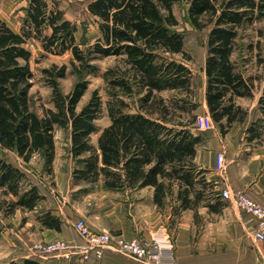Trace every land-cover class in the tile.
<instances>
[{
  "label": "trees",
  "instance_id": "1",
  "mask_svg": "<svg viewBox=\"0 0 264 264\" xmlns=\"http://www.w3.org/2000/svg\"><path fill=\"white\" fill-rule=\"evenodd\" d=\"M176 0H90L86 10L97 19L96 42L81 50L76 31L55 2L29 0L20 31L0 18V148L28 162L36 153L43 169L52 174L55 159V126L69 129L74 184H102L108 191H129L152 187L153 201L163 206L167 200L175 213L197 208L205 195L203 170L193 159L202 141L191 127L198 108L192 93L189 67L174 58L189 60L183 50V36L172 12ZM194 28L208 27L204 59L205 104L221 134L247 111L236 99L252 96V82L232 60L240 31L256 21H264V0H184ZM264 37V33L258 31ZM40 41L50 54L67 50L73 56L71 68L78 76L68 93L59 88L65 65L43 68L51 87L52 108L39 116L32 108L30 90L33 73L26 40ZM115 56L121 65L104 74L108 125L98 129L101 96L93 90L78 108L87 90L85 77L94 73L92 61ZM258 105L264 114V82ZM172 91L169 99L158 95ZM135 105L130 108L131 103ZM261 119L245 128L246 141L260 136ZM98 133L96 144L90 136ZM211 184V182H209ZM209 185V184H207ZM211 190V189H210ZM44 197L25 173L0 156V211L13 213L36 209ZM44 228L59 231L62 220L50 209L37 216ZM7 264H76L60 259L42 263L34 257L10 260Z\"/></svg>",
  "mask_w": 264,
  "mask_h": 264
},
{
  "label": "rangeland",
  "instance_id": "2",
  "mask_svg": "<svg viewBox=\"0 0 264 264\" xmlns=\"http://www.w3.org/2000/svg\"><path fill=\"white\" fill-rule=\"evenodd\" d=\"M28 1L0 0V18H3L8 25L19 32L26 14L25 7ZM47 1L50 4L51 2H55L59 9L64 12V18L75 25L76 31L74 37L81 50L85 51L96 42V38L99 35L97 19L86 10L87 3L90 0ZM172 12L177 22V25L173 29L183 36V50L189 55V60L181 58L180 55H175L174 58L180 61L183 60L191 71V88L192 93H194V102L198 107L194 112L197 119L196 125L206 126V120H209V116L205 111V106H203L206 85L203 61L206 56L205 47L208 27L203 29L194 28L191 21H189L188 7L184 0H176L172 5ZM258 31L264 33V21H256L240 31L239 34L241 35L237 41V49L232 55V60L237 63L239 71L252 82V96L236 99V104L242 106L247 111V114L244 122H241V125L236 124L234 128H238V133H241L248 123L250 124L256 119H261L260 124L263 128L260 136L251 141L249 146H264V114L257 103L259 96L262 94L264 82V37ZM26 41L25 47L30 51L31 58L29 64L33 73V86L30 90L32 108L34 112L41 116L44 113V108H52L51 87L44 80L43 68H51L54 65H65L67 68L66 74L57 81L63 93L69 92L78 76L71 68L73 56L69 50L62 54H50L42 49L40 41L34 38H29ZM92 64L96 67V71L85 77L89 83L87 90L83 94V98L78 104V108L89 99L90 93L93 90L98 91L102 104L101 112L95 124L100 129L108 125L109 122L106 110V81L103 74L108 68L121 65V59L115 56L101 57L92 61ZM173 94L175 93L172 91L158 93L159 96L165 99H169ZM134 107L135 105L132 102L130 108L134 109ZM214 124V127H218L215 122ZM195 127H197L195 124L191 127L193 132H195ZM243 132L244 138L242 141L246 144L248 143L246 141L247 134H245L244 129ZM97 135L98 133H93L90 136L93 144H96ZM53 136L55 140V159L52 164L53 172L51 175L47 174L43 169V158L40 153L34 154L28 162H24L15 153L0 148V156L22 170L26 175L28 183L35 184L40 194H46L44 201L40 202L34 210L22 211L16 208L10 214H5L3 210L0 211V264H7L10 260L21 259L23 255H36L33 246L37 243L49 241L43 240L41 232L46 227L44 228L37 219L41 211L48 209L46 207H58V205H61L63 208H66V211L72 212L73 219L82 217L86 220L88 215L92 216L96 210L101 211L102 208L115 205L117 201L118 197L116 195H104L103 188L99 183L74 184L72 182L71 172L74 162L69 152V129L56 125ZM206 182L197 186L198 189H204L205 195L202 199L210 194L211 184L209 183L210 181L206 180ZM200 202L197 203V206ZM173 203V201L167 200L162 207L169 210ZM36 256L40 258L42 263L51 262V259H55L53 255L41 257L37 254ZM61 258L56 257V260H60Z\"/></svg>",
  "mask_w": 264,
  "mask_h": 264
},
{
  "label": "crops",
  "instance_id": "3",
  "mask_svg": "<svg viewBox=\"0 0 264 264\" xmlns=\"http://www.w3.org/2000/svg\"><path fill=\"white\" fill-rule=\"evenodd\" d=\"M203 106L208 113L205 94ZM213 124L214 121L208 128L194 129V134L201 135L202 141L196 146L193 163L211 182L210 194L201 199L197 208L175 213L171 208L166 210L157 206L153 201V189L148 186L115 192L103 189L104 195L118 197L115 205L96 210L86 221L94 228L121 234L128 239L146 237L156 240L170 256L164 264H264V239L258 241L254 236L256 219L243 211L234 199L224 200L220 196L224 189L232 193L245 192L256 204L264 207V146H249L250 142L245 144L242 141L243 129L249 123L238 133L234 126L241 123L236 122L224 134ZM218 152L224 156L220 166L216 160ZM41 195L45 199L46 194ZM46 208L60 217L62 223L59 231L45 228L41 232L43 240H64L72 249L81 246L83 239L73 226L78 217L73 219L72 212L61 205ZM53 256L55 259L50 261L62 257L76 264H149L110 249H105L98 260L91 255L85 261L73 252ZM24 257L40 260L32 254Z\"/></svg>",
  "mask_w": 264,
  "mask_h": 264
},
{
  "label": "built area",
  "instance_id": "4",
  "mask_svg": "<svg viewBox=\"0 0 264 264\" xmlns=\"http://www.w3.org/2000/svg\"><path fill=\"white\" fill-rule=\"evenodd\" d=\"M209 116V115H208ZM197 119H195L196 121ZM206 126L196 125V128H208L212 121L206 120ZM217 163L220 165L224 162V156L221 152L216 154ZM221 197L229 200L234 199L239 207L249 213L254 219L255 224V239L260 241L264 239V207L256 204L245 192H230L221 190ZM74 229L78 236L83 239L81 246L72 249L64 240L45 241L37 243L33 246L36 255L41 257L46 255H60L76 253L83 260H89L91 255L94 260H98L103 256L105 249H110L114 252L123 254L129 258L149 263V264H164L165 259L170 256L162 250V247L154 239L144 237H132L131 239L123 237L121 234H113L106 230L94 228L82 217H78L73 222Z\"/></svg>",
  "mask_w": 264,
  "mask_h": 264
}]
</instances>
